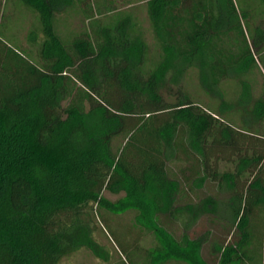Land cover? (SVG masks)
Returning <instances> with one entry per match:
<instances>
[{"label":"trees","instance_id":"16d2710c","mask_svg":"<svg viewBox=\"0 0 264 264\" xmlns=\"http://www.w3.org/2000/svg\"><path fill=\"white\" fill-rule=\"evenodd\" d=\"M21 1L38 62L9 47L17 71L0 76V264L100 256L96 215L130 209L156 240L137 263L264 264V0H146L155 47L133 12L114 19L118 0ZM203 216L221 231L193 228Z\"/></svg>","mask_w":264,"mask_h":264},{"label":"rangeland","instance_id":"374dc122","mask_svg":"<svg viewBox=\"0 0 264 264\" xmlns=\"http://www.w3.org/2000/svg\"><path fill=\"white\" fill-rule=\"evenodd\" d=\"M117 6L119 11H123L120 12V14H114V19L117 16L121 17L123 15L132 14V12L138 14V18L145 29V39L152 47H155L156 41L150 21L148 22L145 20V13L148 12L145 0H118ZM34 17L32 10L22 4L21 0H9V3L6 4L3 2L1 4L0 76L2 80L5 79V75L13 77L17 71L16 62L8 56L10 48L20 52L31 61L38 62L28 43V35L30 36V30L34 27ZM82 23L83 18L76 17L72 20V28L79 31L83 28ZM70 27L67 29L69 32H65L64 35L62 34L63 37L69 41L72 39V35H74V32H72L74 30ZM258 78L260 79L259 76ZM184 86L195 97L196 102L207 105L206 102H208L210 98L200 87L197 69L192 68L186 73L184 76ZM233 88V80L222 82V89L225 92L226 98L232 96ZM124 143L125 140L123 136H118L114 141L115 146ZM220 168L226 170L232 168V165L222 162ZM215 185L216 184L207 181L202 187L198 188L197 191H190L192 196L190 200L197 202L205 196L214 194ZM103 193L110 199H116L124 194L123 192H113L106 189ZM222 196L225 197L227 194L224 193ZM216 206L218 209H221L220 219H226V225L229 224L228 221L232 220L234 217V208H230L225 201L217 202ZM136 214V210L134 209L118 214L107 210H101L100 213L98 212L96 215L97 218H95L96 228L94 233V239L99 245L101 255L99 256L92 250L84 247L63 256L58 264H143L137 263V260L141 258L142 261H144L145 250L152 249L156 240L152 232L137 224ZM199 221L193 228L205 232L207 236H209L208 229H212L213 232L221 231V226L215 227V225L211 224L208 216H203ZM173 229L175 233L179 235L182 228L176 224ZM259 231L264 232V223L260 226Z\"/></svg>","mask_w":264,"mask_h":264},{"label":"crops","instance_id":"0c3cea01","mask_svg":"<svg viewBox=\"0 0 264 264\" xmlns=\"http://www.w3.org/2000/svg\"><path fill=\"white\" fill-rule=\"evenodd\" d=\"M145 3H146V0H145ZM133 16H134V17H136V18H138V17H139V15H138V14H133ZM145 20H146V21H148V22L150 21V20H149V15H148V12H146V13H145Z\"/></svg>","mask_w":264,"mask_h":264}]
</instances>
